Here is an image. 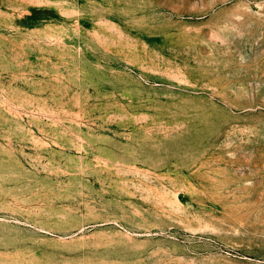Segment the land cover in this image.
I'll return each mask as SVG.
<instances>
[{
  "label": "rangeland",
  "instance_id": "obj_1",
  "mask_svg": "<svg viewBox=\"0 0 264 264\" xmlns=\"http://www.w3.org/2000/svg\"><path fill=\"white\" fill-rule=\"evenodd\" d=\"M0 264H264V0H0Z\"/></svg>",
  "mask_w": 264,
  "mask_h": 264
}]
</instances>
